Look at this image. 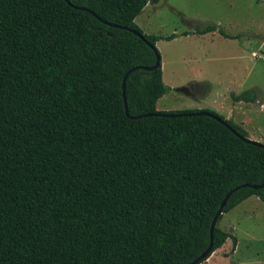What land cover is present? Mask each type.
<instances>
[{"label":"trees","instance_id":"16d2710c","mask_svg":"<svg viewBox=\"0 0 264 264\" xmlns=\"http://www.w3.org/2000/svg\"><path fill=\"white\" fill-rule=\"evenodd\" d=\"M0 0V264H190L256 195L264 146L206 115H158L170 87L135 22L159 0ZM219 31L214 22L196 33ZM138 32L141 36L137 35ZM188 35L189 32H184ZM155 48H152L150 44ZM254 86L233 101L256 102ZM200 109L171 110L190 113ZM242 136L248 131L216 111ZM228 238L217 224L214 245Z\"/></svg>","mask_w":264,"mask_h":264},{"label":"rangeland","instance_id":"374dc122","mask_svg":"<svg viewBox=\"0 0 264 264\" xmlns=\"http://www.w3.org/2000/svg\"><path fill=\"white\" fill-rule=\"evenodd\" d=\"M167 1L152 13L148 10L140 13L136 20L157 35L177 33L180 29L219 20L230 33L257 34V38L246 36L247 40L240 44L223 38H216L214 44L199 38L192 39V44L189 40L169 42L166 39L159 47L156 43L164 76L170 84V90L158 102L160 109L182 110L197 105L193 96L177 89L195 78L206 79L213 73V89L200 98V109H210L224 117L231 111L230 119L238 124L245 123L250 139L264 143V108L260 105V101L264 103V94L256 102L235 108L231 96L234 91L241 93L255 85L261 86L264 92V0ZM202 93L204 89L196 95ZM258 200L260 205L253 217L239 220V210L235 207L224 213L218 223L220 228L240 238L246 254L242 264H264V202ZM209 264H238V255L217 254Z\"/></svg>","mask_w":264,"mask_h":264},{"label":"crops","instance_id":"0c3cea01","mask_svg":"<svg viewBox=\"0 0 264 264\" xmlns=\"http://www.w3.org/2000/svg\"><path fill=\"white\" fill-rule=\"evenodd\" d=\"M167 3H168L167 0H159L156 3H151L150 2V3H148L144 7V9L141 11V13L144 12V11H147V10L152 13V11H155L161 5H164V4H167ZM211 21L214 22V23L219 24L220 26H223V24H224L223 22H221L219 20H211ZM135 22L143 29V31L145 33H148V34H153L154 33L151 29H149V27H147V26L145 27L143 24H141L140 23V20H136L135 19ZM197 26L198 25H196L194 27H190L189 29H180V30H177L176 32L179 35L176 38H174L172 40H167V41H169V42H176L177 40H185V41L186 40H189L190 44H192V42H191L192 39L199 38V39H206V42L207 41H210L211 44H214V40L216 38H218V39L219 38H223V39L231 40V41H234V42H237V43L240 44L242 41L247 40L246 39V36H243L241 38H228V37H225L223 34H221L219 31H211V32L203 33V34H198V33H196ZM184 32H189V34L188 35H184L183 34ZM227 32L229 34H231V35H236V34H239V33H243V32L230 33L228 30H227ZM168 35H170V34H168ZM250 35H251L250 38H255L253 40H256L257 34H250ZM163 36H167V35H163ZM163 40L164 39H160V40L157 41L158 47L160 46V43L163 42ZM250 40H252V39H250ZM261 55H263V54H261ZM214 58L215 57H211V59H214ZM209 74H210V77H208L206 79L195 78V79H193V80H191V81H189L188 83L185 84V86L197 85V86H202L204 88V93H202L200 96L199 95H194V96L191 95V96L194 97V100H195V102H196L197 105H191L190 107L185 108V109H197V108L200 109V108H202V105L199 103V100H200V98L202 96H204L208 92L212 91V89H213V82L215 81V79H214L215 78V74L214 75H213V73L212 74L209 73ZM216 77L217 78H220V75H217ZM163 79H164V82L167 83L168 86H169L170 84L168 83L166 77L164 76V73H163ZM255 86H259V85H255ZM259 87H261V86H259ZM235 93L236 94H240L238 92H235ZM159 100H158V102H159ZM158 102H157V108L159 110H163V109H160V107L158 106ZM232 103H233V108H235V107H239L240 105H244V104L251 103V102L232 101ZM260 105L264 108V103L263 102L260 101ZM221 109H223V107ZM230 113H231V111L227 112L226 113L227 115L225 116V118L230 119V115H229ZM239 124H241L243 127H245V125H244L245 123L240 122ZM257 140H261V139H257ZM258 199H260L258 196L253 195V196H251V197L243 200L241 203H239L236 206V207H238V210H239L238 211L239 220H245V219L251 218V217H253L255 215L256 208L260 205L259 202H258L259 201ZM230 223H231V225L234 226V222L233 221L230 220ZM236 237H237V245H236L235 248L233 246L232 239L231 238H228L226 240V242L220 248H218L217 250H215L213 252V254L208 258V260L206 262L202 263V264H209V262L212 261L216 257L217 254H223L225 256H234V255L237 254L238 255V264H242V261H245L246 260V258H245L246 257V254H245V252H244V250L242 248V243L240 241V238L237 235H236Z\"/></svg>","mask_w":264,"mask_h":264},{"label":"water","instance_id":"95a60500","mask_svg":"<svg viewBox=\"0 0 264 264\" xmlns=\"http://www.w3.org/2000/svg\"><path fill=\"white\" fill-rule=\"evenodd\" d=\"M69 4L73 5L75 8L77 9H84V10H88V11H91L89 10L88 8L84 7V6H78V5H74L72 4L69 0H66ZM93 14H95L93 11H91ZM96 15V14H95ZM137 35L141 36L138 32H135ZM150 44V43H149ZM150 46L152 48H155L152 44H150ZM161 63V55L157 54V60H156V63L152 66H135L131 69H129L127 71V73L125 74V77H124V80H123V90H124V100H125V107H126V113L128 116L134 118V119H137V118H141V117H144V116H149V115H152V114H140V115H130L129 113V108H128V104H127V98H126V91H125V88H126V80H127V77L129 76L130 73H132L133 71L137 70V69H144V70H152L156 67H158ZM178 91L180 92H183L187 95H191V92H190V89H189V86H182V87H179L177 89ZM158 115H162V116H166V117H179V116H189V115H206V116H210V117H213L219 121H221L224 125H226L232 132H234L236 135H238L239 137H241L242 139L248 141V142H253V143H256L260 146H264V143L262 142H259V141H255V140H252L250 139L249 137H244L242 136L239 132H237L236 129H234L229 123H227L225 120H222L219 116L215 115L214 113L212 112H209L205 109H200L198 111H195V112H190V113H180V112H170V111H165V112H161L159 113ZM243 186H250V184H243L241 186H238L236 187L235 189L229 191L225 197L223 198L221 204H220V207L212 221V224H211V228H210V241H209V244L207 246V248L201 253L200 256H198L197 258H195L190 264H198L200 262H202V260L204 258H206L208 256V254L210 253V251L212 250L213 248V245H214V229L216 227V225L218 224V217L220 214L223 213V209L224 207L226 206V204L228 203V200L231 196V194L239 189L240 187H243ZM253 186L254 188H263L264 187V183H261V184H254V185H251Z\"/></svg>","mask_w":264,"mask_h":264},{"label":"flooded vegetation","instance_id":"af4514ba","mask_svg":"<svg viewBox=\"0 0 264 264\" xmlns=\"http://www.w3.org/2000/svg\"><path fill=\"white\" fill-rule=\"evenodd\" d=\"M191 95H196V93L202 91L204 88L202 86H197V85H190L189 86Z\"/></svg>","mask_w":264,"mask_h":264}]
</instances>
